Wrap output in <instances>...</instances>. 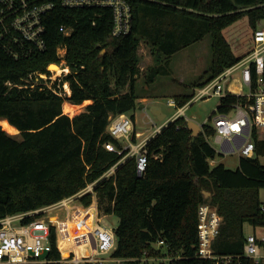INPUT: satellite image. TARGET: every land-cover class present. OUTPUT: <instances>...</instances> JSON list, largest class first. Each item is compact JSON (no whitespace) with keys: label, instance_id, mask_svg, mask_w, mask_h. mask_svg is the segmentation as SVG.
<instances>
[{"label":"trees","instance_id":"1","mask_svg":"<svg viewBox=\"0 0 264 264\" xmlns=\"http://www.w3.org/2000/svg\"><path fill=\"white\" fill-rule=\"evenodd\" d=\"M128 2L132 9L128 34L112 35L109 8L58 7L45 21V52L16 61L0 54V217L55 204L95 183L93 192L79 201L90 206L94 194L103 215L118 217L114 255L139 259L168 254L172 259L165 264H214L196 257L197 210L209 201L223 218L213 242L215 254L233 256L232 264H254L244 256V227L264 225L260 209L264 165L259 160L264 156V134L255 140L254 156L240 157L233 170L211 164L217 151L205 134L213 130L208 127L192 136L183 116L146 141L148 164L141 175L135 156H126L127 149L111 151L104 145L110 142L122 148L108 132L111 115L127 113L134 120L140 98L135 83L141 43L150 47L156 62L144 73L145 82L151 84L160 75L171 74L173 54L211 37L210 67L191 84L193 91L176 97L182 106L193 98V87L209 83L254 48V31L264 21V0ZM62 25L72 27L69 36L60 31ZM58 45L67 50L70 73L64 80L69 83V101L82 103L81 107L88 104L71 117L62 110L64 99L51 90L9 89L5 84L23 83L34 70L47 71L48 64L58 61ZM236 100L235 95L220 98L216 107L228 111L226 105ZM7 130L19 131V138ZM114 166L113 174L104 176ZM82 226L76 224L74 230ZM159 241L164 245L154 249Z\"/></svg>","mask_w":264,"mask_h":264},{"label":"built area","instance_id":"2","mask_svg":"<svg viewBox=\"0 0 264 264\" xmlns=\"http://www.w3.org/2000/svg\"><path fill=\"white\" fill-rule=\"evenodd\" d=\"M58 7L109 8L114 21L112 35L117 37L131 32L132 9L128 0H0V54L16 61L31 59L45 52V21ZM72 30L70 26L60 27L65 36H69ZM253 35L255 45L248 55L224 69L209 83L197 87L189 102L178 106L175 99L167 100V105L176 108L177 112L160 127H156L149 138L179 116H183L187 124L189 119L184 113L193 101L235 95L237 100L226 105L229 107L228 111H219L215 107L212 115L199 126L201 132L208 127L213 130L210 135L205 134V139L207 141L208 137H213L221 146L220 152H235L245 158L254 156L255 140L261 139L264 134V28L258 27ZM66 51L64 45H58V61L48 64L47 71H31L25 76V82L7 81L6 86L9 89L46 88L61 96L64 101L69 100V83L64 80L70 73L65 58ZM52 65L59 67V70L51 69ZM107 128L124 145L119 149L108 142L104 145L106 149L117 152L127 149L126 156L136 158L138 175L143 174L148 164L145 143L149 138L137 143L131 141L133 120L127 113L111 115ZM110 169L114 171L115 166ZM106 175L107 173L104 176ZM94 184L87 185L73 196L62 198L55 204L0 217V264H129L135 260L142 264L150 260L148 255L139 259H125L114 255L117 244L114 226L102 224L105 216L98 215L96 203L84 206L79 201L82 195L93 192ZM260 209L264 213V200ZM197 215L199 234L196 257L213 260L214 264H232L233 256L217 255L213 250V242L223 221L222 216L206 202L199 204ZM76 224H82L83 229L74 230ZM255 228L264 229V225ZM155 245L159 249L164 242L159 241ZM243 249L244 256L254 264H264V233L254 230L248 234ZM52 253L58 257L54 258ZM169 261L170 259L167 263Z\"/></svg>","mask_w":264,"mask_h":264},{"label":"rangeland","instance_id":"3","mask_svg":"<svg viewBox=\"0 0 264 264\" xmlns=\"http://www.w3.org/2000/svg\"><path fill=\"white\" fill-rule=\"evenodd\" d=\"M260 26L264 28V21L261 22ZM210 44L211 37L205 36V38L202 40L194 42V44L180 49L171 57V74L160 75L154 83L147 84L144 80V73L150 67L154 66L156 62L154 56L151 55L150 47L145 43H141L138 50V54L141 57V62L139 65L140 72L135 84L137 94L140 95L141 98L146 97L148 99H142V101L139 102L138 107L135 109L136 111L134 112L136 118V128L143 132V135L140 139L148 137L149 135L151 136L154 133V129L164 122L163 120L159 121L152 114V108L161 109L164 113H166V119H170L174 114H176L177 109L168 106L167 100L170 98L176 99L179 94L193 91L191 84L201 77L205 73L204 71L210 67L212 61ZM196 88V86L193 87L194 90ZM218 104L219 98L216 96L197 99L196 101H193L191 105L186 107L187 109L185 110L184 116L188 118L189 121H194L195 123L201 124L212 115L216 109L215 107ZM142 107L146 111L143 110ZM79 110L80 108H78L76 111ZM70 111H66V113ZM76 111H74L75 114L77 113ZM74 113L71 114L74 116ZM7 132L17 139L20 136L19 131L18 133H13L12 131L7 130ZM133 132L135 134V131ZM207 142L217 151L216 156L213 159L214 162L211 163L212 165L221 163L226 168L231 170L237 168L240 158L237 153L234 152L233 154H227L220 152L219 150L221 149V146L219 143L214 141L213 137H208ZM259 160L264 165V156H260ZM113 172L114 171L109 169L106 176L113 174ZM206 192L208 191L203 190V196L209 198L210 193L208 192V194ZM263 194V190H261L260 195L262 196ZM93 202L96 203V205L98 204L95 195L94 197L92 195V203ZM206 203H209V201H206ZM98 215L100 217L106 216L103 215L99 209ZM101 222L106 226H116L118 224V217L113 215L108 218H103ZM255 230L257 232L264 233L263 228H257ZM244 231L247 235L254 232L253 228L248 224L245 225ZM154 249L156 248L154 247ZM149 257H151V259L142 264H165L171 258L168 254H165L164 256L153 254Z\"/></svg>","mask_w":264,"mask_h":264},{"label":"crops","instance_id":"4","mask_svg":"<svg viewBox=\"0 0 264 264\" xmlns=\"http://www.w3.org/2000/svg\"><path fill=\"white\" fill-rule=\"evenodd\" d=\"M146 97H140L139 99H138V103L140 102V101H142V99H145ZM146 99H148V98H146ZM65 103H68V104H70L71 106H76L75 107V111L78 109V108H80L81 106H82V103L81 104H75V103H72V102H70L69 100H65L64 101ZM64 102H63V104H64ZM63 104H62V110H63ZM88 105V104H87ZM87 105H84L83 107H81V109L79 110V111H76L77 113L76 114H79V113H81V112H83L84 110H85V108H86V106ZM145 107V106H144ZM142 109L143 110H145L143 107H142ZM141 109V110H142ZM153 109V108H152ZM155 109V108H154ZM146 111V110H145ZM65 114H67V115H69L70 117L71 116H73V114H71V113H66V112H64ZM71 114V115H70ZM75 114V113H74ZM166 114V113H165ZM155 116V115H154ZM167 116V115H166ZM156 117V116H155ZM133 120V119H132ZM168 119H166L165 118V120H163L164 122H166ZM163 122V123H164ZM162 123V124H163ZM154 124V123H153ZM161 124V125H162ZM160 125V126H161ZM160 126H157V127H160ZM133 128H134V131H135V134H134V132H133V134L132 135H134V140L132 139V136H131V141L133 142V143H137V142H139V141H141V140H143V139H146V138H149L150 137V135L148 136V137H145V138H143V139H140L141 137H142V133L143 132H141L139 129H137L136 128V118H135V113H134V120H133ZM154 132V131H153ZM121 143V142H120ZM121 145L123 146L124 144L123 143H121ZM212 162H214L213 160L211 161V163ZM111 216H113L112 214H110V215H106L104 218H108V217H111ZM255 229H257V228H255V227H253V231L255 230ZM256 231V230H255Z\"/></svg>","mask_w":264,"mask_h":264},{"label":"water","instance_id":"5","mask_svg":"<svg viewBox=\"0 0 264 264\" xmlns=\"http://www.w3.org/2000/svg\"><path fill=\"white\" fill-rule=\"evenodd\" d=\"M152 114L156 116V118L161 121L165 120L166 114L161 109H152ZM188 128L192 132V136H197L201 132V126H199L198 123H195L194 121H189L187 123ZM208 193V192H206ZM209 194V193H208Z\"/></svg>","mask_w":264,"mask_h":264},{"label":"bare ground","instance_id":"6","mask_svg":"<svg viewBox=\"0 0 264 264\" xmlns=\"http://www.w3.org/2000/svg\"><path fill=\"white\" fill-rule=\"evenodd\" d=\"M51 69H54V70H59V67L55 66V65H52ZM72 108V109H71ZM71 110V111H70ZM63 111L66 112V111H70V112H67V113H74L75 111V107H72L70 104L68 103H64V106H63ZM66 249V248H65ZM64 249V250H65ZM66 251V250H65Z\"/></svg>","mask_w":264,"mask_h":264}]
</instances>
